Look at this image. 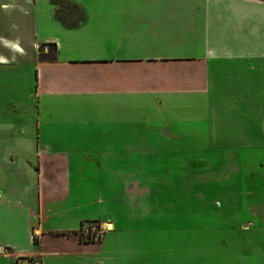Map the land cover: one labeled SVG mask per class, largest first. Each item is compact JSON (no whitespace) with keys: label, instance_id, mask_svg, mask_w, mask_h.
Segmentation results:
<instances>
[{"label":"crops","instance_id":"0c3cea01","mask_svg":"<svg viewBox=\"0 0 264 264\" xmlns=\"http://www.w3.org/2000/svg\"><path fill=\"white\" fill-rule=\"evenodd\" d=\"M70 1L87 16L76 28L56 18L51 0H0V264H125L113 236L86 242L78 234L85 215L72 223L71 158L54 151L69 145L43 140L54 113L39 119L41 97L68 99L97 125L140 128L158 123L164 103L203 93L206 124L221 128L215 140L228 146L251 138L246 116L264 123V0ZM16 33L33 37L30 54ZM35 44L55 45L56 53L42 61ZM32 77L36 89L23 102V79ZM56 203L64 206L55 211ZM107 204L97 193L88 203L99 209L91 221L115 232L102 213ZM55 213L59 227L50 224Z\"/></svg>","mask_w":264,"mask_h":264},{"label":"rangeland","instance_id":"374dc122","mask_svg":"<svg viewBox=\"0 0 264 264\" xmlns=\"http://www.w3.org/2000/svg\"><path fill=\"white\" fill-rule=\"evenodd\" d=\"M15 38L32 52L33 37L16 33ZM34 47L39 51L40 46ZM50 54V48L43 50L44 57ZM35 82L34 77L23 79V102L28 92L34 93ZM202 94L164 103L158 123L140 128L136 122L97 125L68 99L38 100L40 120L48 109L54 113L51 137L43 132V140L69 145L54 151L63 150L71 158L72 223L81 220V213L87 218L84 223L93 222L99 209L88 203L103 191L108 211L102 213L116 224V231L107 230L104 236L114 237L113 250L121 263L264 264V123L259 116H246L251 138L219 144L215 137L221 138V128L213 132L206 124ZM68 109L75 114L70 116ZM231 119L237 123L242 117ZM62 206L56 203L53 210ZM61 223L55 213L50 224Z\"/></svg>","mask_w":264,"mask_h":264},{"label":"trees","instance_id":"16d2710c","mask_svg":"<svg viewBox=\"0 0 264 264\" xmlns=\"http://www.w3.org/2000/svg\"><path fill=\"white\" fill-rule=\"evenodd\" d=\"M52 5L55 7L56 18L70 28H76L80 24L86 21L87 16L84 9L78 4L70 1V0H51ZM51 47V55L56 53L55 45H50ZM41 58L44 60H49L48 58L43 56L42 46L39 49Z\"/></svg>","mask_w":264,"mask_h":264},{"label":"built area","instance_id":"2783aa9c","mask_svg":"<svg viewBox=\"0 0 264 264\" xmlns=\"http://www.w3.org/2000/svg\"><path fill=\"white\" fill-rule=\"evenodd\" d=\"M107 230L108 229L103 228V226H101L97 222H89L87 224L83 223L78 231V234L83 241L98 243L103 239V236L105 232H107ZM38 235V231H35L34 236L36 237ZM19 264H41V261L22 258L19 260Z\"/></svg>","mask_w":264,"mask_h":264}]
</instances>
